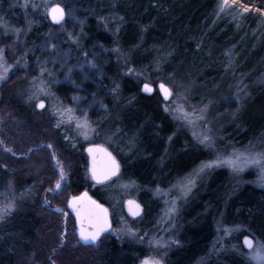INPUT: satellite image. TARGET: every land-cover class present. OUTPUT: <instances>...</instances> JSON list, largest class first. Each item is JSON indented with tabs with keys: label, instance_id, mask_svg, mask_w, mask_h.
Here are the masks:
<instances>
[{
	"label": "trees",
	"instance_id": "obj_1",
	"mask_svg": "<svg viewBox=\"0 0 264 264\" xmlns=\"http://www.w3.org/2000/svg\"><path fill=\"white\" fill-rule=\"evenodd\" d=\"M60 1L67 20L50 28L45 15H35L34 28L22 41L23 52L31 49L27 62L32 63L47 57L51 63L57 53L51 55L54 47L68 57L76 56L78 49L67 44L70 33L81 39L84 52L106 61L97 70L101 74L99 89H106L113 78L116 88L112 97L127 103L115 104L111 116L99 118L96 125L116 140L125 137L128 141H122L121 148L125 150L119 153L121 179L130 176L128 179L149 190L167 188L176 178L208 161L213 152L196 145L192 134L165 109L169 104L159 93H141L144 81L140 77L118 73L111 54L115 40L120 54H125L130 65L148 74L155 84H171L176 92L183 85L189 87L187 102L201 105L221 135L219 153L264 147V0H233L236 6L248 9L244 14L236 13V17L231 11L220 10L222 0ZM8 4L9 0H2L1 8ZM101 16L115 35L104 29L108 26L103 27ZM24 24L21 17V29ZM49 28L54 29L50 38ZM56 69L63 72L66 67ZM24 73L21 69L6 82L0 101V199L4 200L6 193L15 198L13 207L0 208V264H25L38 239L46 245L41 264H139L147 255L144 246L122 245L109 235L96 246L82 245L80 249L68 243L66 248L60 241L62 215L47 205L46 210L41 203L43 196L52 194L58 176L52 156L58 153L59 162L72 177L68 189L71 194L85 188L78 167L86 164V159L63 140L52 151L48 147H21V136L17 137L21 125L33 128V120L41 119L39 111L29 108L14 91L16 80H24ZM104 98L109 101L108 95ZM108 104L113 107L110 101ZM114 150L118 154V149ZM30 195L34 198L28 199ZM141 200L145 214L134 223L150 228L159 205L151 200L149 191L142 194ZM59 203L63 204L61 200ZM220 218L238 227L239 232L231 237L234 250L227 249L212 264H246L243 236H254L264 244V187L256 184L253 171L238 181L227 168L214 169L204 176L183 207L178 243L167 251L165 263L195 264L206 257L217 237ZM44 227L52 233L43 234ZM29 264H33L31 260Z\"/></svg>",
	"mask_w": 264,
	"mask_h": 264
},
{
	"label": "rangeland",
	"instance_id": "obj_2",
	"mask_svg": "<svg viewBox=\"0 0 264 264\" xmlns=\"http://www.w3.org/2000/svg\"><path fill=\"white\" fill-rule=\"evenodd\" d=\"M1 1L0 101L2 100V89L6 82H9L11 78L20 74L21 69H23L25 72L24 80L21 81V78L16 80L14 91L17 96L22 101L27 102L28 107L34 110L39 102L43 101L45 103V107L39 112L41 119L36 117L31 123L35 124L32 126L33 128L21 125V134H17V137L21 136L18 139L21 141V147L34 148L45 144L51 145L53 150H56V145L63 140V142H68L72 148L74 147L77 152L86 156L85 150L89 144L101 143L108 146L119 157L122 149L125 150V147L121 148V143L127 139L122 137L116 140L107 130H100L96 125L99 118H106L110 114L111 109L116 108L115 104L119 105V102L127 103V101L119 100L116 96L112 97L115 95L114 89L116 88L113 78L109 80L110 83L106 89H99L101 86L99 82L101 74H98L97 70L99 68L102 69L101 65L104 66L106 61L95 54L89 55L84 52L81 39L70 33L68 34L69 41H67V44L75 46L78 49L76 56L68 57V55L61 51H57V48L55 50L54 47L51 55L57 53L53 55L52 64L49 61L50 57H47L45 60L37 59L38 62L32 63L27 62L28 56L32 54L31 49L28 47L23 52L25 45L22 41L34 28L32 18L40 13L48 18L50 28L55 26L49 19V11L53 6L61 5V1L9 0L7 8H1ZM235 4L236 2L233 0H222L220 10L233 12L232 17H236V13L244 14L248 12V9L236 6ZM7 16L11 19L8 20ZM21 17L25 23L23 29H21ZM100 22L102 25L106 24L108 26V28H105L103 25L104 29H108L112 35H115L109 28L106 18L101 16ZM257 24L261 26L262 22L258 21ZM52 32H54V29L48 32L49 38L52 36ZM9 38H11V42L7 41ZM117 44L115 40L111 54L115 63L118 64V73L125 76L132 75L135 78L140 77L144 83L156 85L157 83L152 82L148 74L139 72L130 65L129 58L125 54H122L123 56L120 54L121 52ZM96 59H98L97 62ZM40 64H45L46 66ZM56 67L58 69L66 67V70L60 72L57 71ZM97 77L98 81L96 80ZM168 85L173 91V96L166 103L169 105L165 106V109L172 113V116L181 127L192 134L196 145L209 148L213 152L212 157L208 161L201 162L188 173L176 178L167 188L158 186L149 190L141 187L140 184L132 179L123 180L120 176L115 182L106 184L108 186L104 189L98 188L93 184L89 186L90 190L96 191L99 196L110 202V205L103 207L107 212L109 228L101 235L99 234L100 238L102 239L106 235H109V237L112 236L122 245L133 243L144 246L147 255L141 259L139 264H142L145 258L149 257H158L163 260V264H166L165 255L167 251L178 243L177 233L181 229V221L179 219L185 203L204 179V176L211 173L214 169H229L233 175H236V181L244 177L249 171H253L256 184L264 187V147L258 150H232L224 154L219 153L218 145L221 141V135L215 129L212 119L208 117V114L201 105H190L187 102L186 95L189 87L183 85V87H179L180 91L176 92L171 84ZM106 95H108L113 107H109L108 99L104 98ZM40 124L41 126H39ZM35 137H38V139ZM205 137L209 139L206 140ZM32 141H37V143H31ZM114 149H118V154ZM257 154H259L260 159L257 162H251L249 157L256 158ZM53 156L57 157L55 162L57 166L55 165L54 169L63 173L64 176H68L66 167L58 160V153L54 152ZM85 173L88 176L87 172ZM190 180L192 181L191 185L188 184ZM57 182H59V185L61 184L63 190L45 195L41 199V203L44 204L41 205L46 210L51 209L52 212L55 211L54 208H62L63 211H66L68 203L73 201L71 197L75 195L69 192L68 182L61 183L59 180H56L54 184L55 190ZM145 191L150 192L151 200L159 205V210L152 215L154 222L152 227L143 229L140 224L141 222L134 223L135 220L131 219L126 213L125 203L129 199L142 202L141 196ZM4 197V200L0 199V208H9L8 206L13 205L15 202V198L12 195H8V193ZM28 197V199L34 198L32 195ZM60 200L63 206L60 205ZM142 204L145 206L143 202ZM46 205L49 209L46 208ZM59 221L60 230L58 237L60 241H63L62 243L66 244V248L68 244L71 247L79 249L83 247L82 245L96 246L100 241L84 242L79 237L76 222L70 217L67 218L65 223L62 215ZM42 230L45 235L52 233V230H47L46 227ZM237 232H239L238 227L229 226L220 218L216 227L217 237L214 239L209 253L195 264H212L219 260L221 254L227 251V249L229 251L234 250L231 237ZM245 237H251L253 241L250 249H245ZM227 242L229 243L228 246ZM241 243L245 249L244 258L246 264H261V261L254 258L250 253L253 252L254 248H259L262 243L251 235H244ZM45 247L46 245L42 240H36L33 255L27 258L28 260L25 261V264H29L30 260L33 264L43 263L40 260ZM53 254L55 259L56 253Z\"/></svg>",
	"mask_w": 264,
	"mask_h": 264
},
{
	"label": "water",
	"instance_id": "obj_3",
	"mask_svg": "<svg viewBox=\"0 0 264 264\" xmlns=\"http://www.w3.org/2000/svg\"><path fill=\"white\" fill-rule=\"evenodd\" d=\"M60 8L63 9V19L61 20L53 19L51 9L49 11L50 20L57 25L61 24L66 19V11L64 7L60 5ZM57 15H60L59 11L57 12ZM162 85H166L167 87H162ZM141 91L142 94L146 96H153L155 92L158 91L165 102H169L173 96L172 89L164 82H160L156 86L144 83L141 85ZM44 107L45 103H43V107H41L40 102L36 106L39 111L43 110ZM86 153L90 159L89 171L95 184H105L107 181H110L119 175L120 164L111 151L106 147L103 145H91L86 148ZM94 168L95 172L93 171ZM97 176H100L101 178L97 179ZM130 201L131 203H129ZM125 207L129 216L134 219H137L143 214V206L134 199L127 200ZM74 212L78 215L81 230L83 228L85 233L95 231L98 224L104 225V210L92 200H77ZM104 227L105 225L103 226V229ZM90 240L92 239H89V241ZM244 245L247 249L251 248L245 239Z\"/></svg>",
	"mask_w": 264,
	"mask_h": 264
},
{
	"label": "flooded vegetation",
	"instance_id": "obj_4",
	"mask_svg": "<svg viewBox=\"0 0 264 264\" xmlns=\"http://www.w3.org/2000/svg\"><path fill=\"white\" fill-rule=\"evenodd\" d=\"M91 145H103V144H101V143H93V144H89L88 146H91ZM104 147H106L108 150H110L111 151V153L115 156V158L118 160V162H119V164H120V172L123 170V164H122V160L120 159V157H117L116 155H115V153L108 147V146H105V145H103ZM42 147H48L51 151L53 150V148H52V146L51 145H45V144H42L41 146H39V147H34L35 149H39V148H42ZM74 148V147H73ZM85 154H86V156H84L83 154V156L85 157V159H86V164H80L79 165V167L78 168H80L81 169V171H82V174H81V181L83 180L84 182H85V188L80 192V193H78V194H75L74 196H72L71 198L73 199V197H76V198H78L77 200H85V199H88V200H92V201H94L95 203H96V205H98L99 207H101L103 210H104V221H105V219H106V224L104 223V225H105V227H104V229H103V231H101L100 232V235L107 229L108 230V228H109V222H108V220H107V212H106V210L103 208V207H106L105 205V203L104 202H102L98 197H97V195L95 194L96 193V191H92V190H90V185L91 184H93L94 186H96V187H98V188H101L102 189V186H105L106 184H109V183H111V182H115L117 179H116V177L115 178H113V179H111L110 181H107L105 184H95V182L93 181V179H92V176H91V174H90V171H89V166H90V159H89V156H88V154L86 153V150H85ZM56 160H57V157L55 156H53V163H54V165L53 166H57V163H55L56 162ZM57 168V167H56ZM58 169V168H57ZM55 171H56V169H54ZM85 172H87V175L88 176H86V173ZM56 173H57V180H59L61 183H66V182H68V183H70L71 181H72V177L71 176H69V172L67 171V175L68 176H64L63 175V173H61L60 171H56ZM121 174H122V172H121ZM120 177H121V175H119ZM88 177V178H87ZM126 178H123V180L124 179H128V178H131L130 176H125ZM61 190H63V188H62V186H61V184L59 185V187H57L56 188V190L54 189V190H52L51 192L52 193H57L58 191H61ZM86 194V195H85ZM70 198V199H71ZM135 200V199H134ZM136 201H138V200H136ZM138 202H140V201H138ZM142 202H140V204H141ZM55 209V211H57V212H59V213H61V215H63V221L66 223V221H67V218L68 217H70V218H72L75 222H76V226H77V232L79 233V237L80 238H82V240L84 241V242H92V241H98V240H100L101 238H100V235H99V238L98 239H96V240H85L82 236H81V226H80V222H79V217H78V215L74 212V206H73V201L70 203H68V206H67V210L66 211H63L62 210V208H54ZM145 210V209H144ZM125 211H126V207H125ZM127 213V212H126ZM142 217V216H141ZM141 217H139V218H137V219H140ZM136 219V220H137Z\"/></svg>",
	"mask_w": 264,
	"mask_h": 264
},
{
	"label": "snow or ice",
	"instance_id": "obj_5",
	"mask_svg": "<svg viewBox=\"0 0 264 264\" xmlns=\"http://www.w3.org/2000/svg\"><path fill=\"white\" fill-rule=\"evenodd\" d=\"M58 11H59L60 15H57V12ZM51 12H52L53 19H55V20H61V19H63V9L60 8V5H55L51 9ZM162 87H165L166 88L167 86L166 85H162ZM168 91H170V90H168ZM43 103H44L43 101L40 102V106L41 107H43ZM205 139L207 140L209 138L208 137H205ZM259 159H260L259 154H257V157L256 158L249 157V160L251 162H257V160H259ZM93 171L95 172V168L93 169ZM100 178H101L100 176H97V179H100ZM188 184L191 185L192 184V181L190 180L188 182ZM57 187H59V182H57ZM77 199L78 198L73 197V206L74 207H76V201H77ZM129 203H131V201ZM13 206L14 205H9L8 207H13ZM3 210L6 211L7 209H3ZM104 223L106 224V219H105V222ZM103 226L104 225L98 224V226H97V228H96L95 231H90V232H87V233H85L84 230H83V228H82V230H81V236L85 240H89V239L96 240V239L99 238L100 232L103 231ZM245 240L248 243L249 247H252L253 242H252L251 237H246ZM250 255H252L257 260L261 261V264H264V244H262L259 248H254L253 249V252L250 253ZM142 264H163V260H161L158 257H155V258L149 257V258H145V260L142 262Z\"/></svg>",
	"mask_w": 264,
	"mask_h": 264
}]
</instances>
